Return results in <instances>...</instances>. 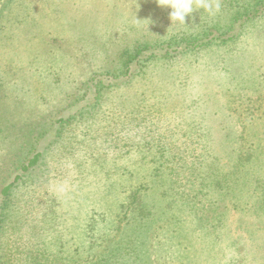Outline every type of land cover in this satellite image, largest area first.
I'll use <instances>...</instances> for the list:
<instances>
[{"label":"rangeland","instance_id":"rangeland-1","mask_svg":"<svg viewBox=\"0 0 264 264\" xmlns=\"http://www.w3.org/2000/svg\"><path fill=\"white\" fill-rule=\"evenodd\" d=\"M219 2L180 24L158 0H0V190L41 152L0 264H264V0ZM224 21L233 40L121 75Z\"/></svg>","mask_w":264,"mask_h":264},{"label":"trees","instance_id":"trees-1","mask_svg":"<svg viewBox=\"0 0 264 264\" xmlns=\"http://www.w3.org/2000/svg\"><path fill=\"white\" fill-rule=\"evenodd\" d=\"M259 9L256 8L255 5H244L242 4V6H238V8L236 10L233 9L232 14H230V18H232L233 22L235 23L236 21H250L255 17L259 16ZM226 13V12H225ZM216 15V14H215ZM214 15V16H215ZM258 15V16H257ZM246 19V20H245ZM213 20V19H212ZM218 23V22H216ZM225 26L222 27L221 25L217 24L216 26L212 27V30H204L202 29L200 32H202L201 34L197 33L194 34V32H188L186 31L185 33H181L180 35H177V37L175 38V40L172 43H166L165 47L157 44L156 46H139L136 49L133 50H127L128 51V56L126 57V61L124 63L125 70L121 71V75L122 74H128V71L130 69V64L133 63V61H136L138 63H142L140 62V58L144 57L143 53L144 52H148V51H159V49L161 47H163L165 49L164 55L168 56L170 55L167 51H172V53H177L178 51L175 48H178L180 46H183L182 49L186 48V49H198L201 47H206L209 46L213 43H217V42H225V41H229V40H233L235 37H233V35H230L229 33L231 31H233L232 29H230V27H228L227 22L225 23L222 22ZM207 31V32H206ZM185 49V50H186ZM151 55V54H150ZM149 55V56H150ZM138 64H135V66H133V68L137 67ZM109 74V73H108ZM113 79H118L119 76L115 75V73L112 74ZM118 76V77H117ZM100 91V90H99ZM98 97L99 95L97 94L93 99V103L97 104L98 101ZM85 105V106H84ZM82 105V107L80 108L79 111H83L85 110V108H88L89 106L92 105L91 102H88L86 104ZM82 109V110H81ZM79 114V112H78ZM81 115V112H80ZM63 120H61V118L59 119V123H61ZM41 156V152H37L35 155L32 156V158L30 160L27 161V163H21L19 164V166L17 167L18 171H16L13 176L11 181L6 184L1 190H0V200L2 198V200L0 201V232H1V228L3 226V222H4V212H5V208L7 205V201L10 198L11 195V191L13 189V187L16 185V183L21 180L23 178V176H25L31 169H34L35 166L37 165V162L39 160ZM139 211H146L145 207L140 206ZM0 252H1V247H0ZM2 256L0 255V259ZM3 260H0V263H2Z\"/></svg>","mask_w":264,"mask_h":264},{"label":"clouds","instance_id":"clouds-1","mask_svg":"<svg viewBox=\"0 0 264 264\" xmlns=\"http://www.w3.org/2000/svg\"><path fill=\"white\" fill-rule=\"evenodd\" d=\"M161 7L169 8L171 22L186 24V18L194 11L203 9L210 16L220 11L219 0H158Z\"/></svg>","mask_w":264,"mask_h":264}]
</instances>
